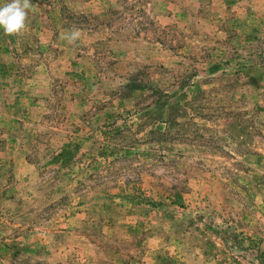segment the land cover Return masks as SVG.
Here are the masks:
<instances>
[{"label": "rangeland", "instance_id": "1", "mask_svg": "<svg viewBox=\"0 0 264 264\" xmlns=\"http://www.w3.org/2000/svg\"><path fill=\"white\" fill-rule=\"evenodd\" d=\"M31 4L0 29V264H264V0Z\"/></svg>", "mask_w": 264, "mask_h": 264}, {"label": "clouds", "instance_id": "2", "mask_svg": "<svg viewBox=\"0 0 264 264\" xmlns=\"http://www.w3.org/2000/svg\"><path fill=\"white\" fill-rule=\"evenodd\" d=\"M31 8V0H11L0 6V29L8 35L20 33L26 27L27 11ZM79 35L78 31L72 30L65 35L64 39L72 44Z\"/></svg>", "mask_w": 264, "mask_h": 264}]
</instances>
